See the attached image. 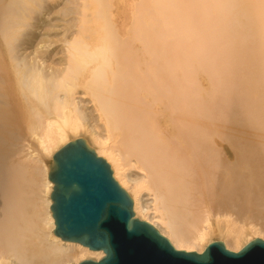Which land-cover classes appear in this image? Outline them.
Wrapping results in <instances>:
<instances>
[{"label": "bare ground", "instance_id": "bare-ground-1", "mask_svg": "<svg viewBox=\"0 0 264 264\" xmlns=\"http://www.w3.org/2000/svg\"><path fill=\"white\" fill-rule=\"evenodd\" d=\"M63 1L0 0V264L104 257L54 231L53 155L76 138L108 161L133 216L177 249L264 239V0ZM228 50L240 53L232 65L259 140L218 120L216 86L198 78L200 57Z\"/></svg>", "mask_w": 264, "mask_h": 264}, {"label": "water", "instance_id": "water-1", "mask_svg": "<svg viewBox=\"0 0 264 264\" xmlns=\"http://www.w3.org/2000/svg\"><path fill=\"white\" fill-rule=\"evenodd\" d=\"M53 159L49 179L54 183L50 209L55 234L105 252L99 260L77 264H264L261 237L238 251L220 240L202 252L177 249L151 223L133 216V200L113 177L110 164L82 138L63 145Z\"/></svg>", "mask_w": 264, "mask_h": 264}, {"label": "rangeland", "instance_id": "rangeland-1", "mask_svg": "<svg viewBox=\"0 0 264 264\" xmlns=\"http://www.w3.org/2000/svg\"><path fill=\"white\" fill-rule=\"evenodd\" d=\"M64 3V1L63 0H59V3L61 4V3ZM62 3V4H63ZM61 4V5H62ZM61 5L59 6V7H61ZM53 12V11H52ZM56 15V13L55 12H53V13H51L50 14V17L48 18V20L49 19H54V20H51V22L52 23H55V24H60V22H58V20H56L55 19V17H53V16H55ZM77 14H75V16H76ZM77 17V16H76ZM50 21V20H49ZM47 28V27H46ZM237 28H238V25H235V26H233V28H232V30L230 31V34H228L229 33V31L228 32H226V36H224L223 35V39H225V37L227 38V39H229L230 37H231V35L234 33V31H236L237 30ZM57 30L60 32L61 31V28L60 27H58L57 28ZM232 33V34H231ZM61 35V34H60ZM59 35V36H60ZM55 38H57V37H55ZM60 47H62V46H60ZM216 51H217V49H216ZM225 52H227V51H225ZM228 52H229V54L228 53H225L224 55H222V56H220V58L218 57V58H212V59H206V58H204V57H200L199 58V61L198 60H195V59H193L192 61H191V64L194 66L195 64H196V62L198 61L200 64H199V71L200 72H202V75H201V77H200V75L198 76V78L200 79V82H201V84H204V85H208V84H211V82H209L210 80L212 81V83L214 84L213 85V87L214 86H216V87H214L217 91H215V92H219L220 91V97H219V93L217 94V93H214L213 94V97L214 96H217L215 99L214 98H212V102L211 103H214V105H216V106H214L213 107V109L215 110V108H216V110H215V112L216 113H218V115H217V118H218V120L219 121H225V120H233V119H235L233 122H234V128H237V129H239V130H242V128L238 125V124H242L241 126H245V124L247 125L246 127L247 128H245V130L247 131V132H249V135L253 138V139H255V140H259V137H257V135H256V133H255V129L254 128H251V127H249L248 125L250 124V122L252 121V124H253V120H252V108L250 107V96L248 95V93H247V89L245 90V88H247V84H248V81H245V84L242 82V77L241 76H243L244 77V73H245V71H244V69H239L238 70V68L236 67H234L232 64H238L239 63V60L241 59V56H240V53H238V52H234V50L232 51L231 50V52H230V50H228ZM62 52H60L59 54H60V57H62L61 54ZM227 54V55H226ZM230 54H233L231 57V59L230 60H232V61H229V59H228V57H226L225 58V56H229ZM205 55V54H204ZM218 59V60H217ZM227 59H228V61H227ZM216 60V62H214ZM225 60V61H224ZM221 61V62H220ZM202 62L204 63V64H202ZM226 63V62H229V63H231V64H229L230 66L232 65L233 66V68L231 67V68H229L228 66V68L229 69H226L227 71L228 70H231V71H229L230 72V74L228 75L227 74V72H225L226 70H225V68H227V67H224V69H222V65L224 66V64H222V63ZM194 63V64H193ZM213 64V65H212ZM218 64H220L219 66H217V68L218 69H215L214 71L213 70H210V69H213V68H216V65H218ZM228 64H226V65H228ZM57 67H62L63 65H61V64H55ZM213 66V68H212V66ZM214 65H215V67H214ZM220 66H221V68H220ZM236 69V71H235V69ZM205 69V70H204ZM232 69H234V70H232ZM206 70H207V72H206ZM210 70V71H209ZM216 70H217V72L219 71L220 72V75H219V72L217 73L216 72ZM221 70H223V71H221ZM235 71V72H234ZM238 71V72H237ZM210 72H211V74H210ZM244 72V73H243ZM217 73V74H216ZM204 74V75H203ZM212 74L214 75V76H212ZM215 74H216V76H215ZM221 74H222V76H221ZM224 74V75H223ZM240 74V75H239ZM242 74H244V75H242ZM218 75V76H217ZM226 75V76H225ZM241 77V79H240V77ZM260 76V75H259ZM208 77V78H207ZM209 77H212V78H209ZM215 77V78H214ZM220 77V78H219ZM223 79H222V78ZM224 77H226V78H224ZM210 79V80H209ZM220 79H222V80H220ZM228 79H231V80H228ZM209 80V81H208ZM217 80V81H216ZM226 80V81H225ZM227 80H228V82H227ZM233 80V81H232ZM205 82V83H204ZM219 82H220V85H219ZM224 82H226V83H224ZM230 82V83H229ZM232 82H233V84H232ZM236 82V83H235ZM222 83H223V85H224V87H222ZM228 83H229V87H232L231 88V90L229 89V87H227L228 86ZM218 84V85H217ZM232 84V85H231ZM231 85V86H230ZM219 86H221L220 87V89L223 91L224 89L226 90L227 89V91L229 90V95H225L226 94V92L227 91H223V94H222V91L220 90V89H218L217 87H219ZM246 86V87H245ZM241 87L243 88V89H241ZM219 90V91H218ZM228 94V93H227ZM240 94V96H237V95H239ZM225 96H228V99H230V100H228L227 101V97H225ZM222 97V98H221ZM224 97H225V99H226V102H225V100H223L224 99ZM240 98V99H238V98ZM219 98V99H218ZM208 99H210V98H208ZM217 99V100H216ZM221 99H222V101H221ZM242 102H240V101ZM216 101H217V103H216ZM245 101H247V104H249L248 106H246L247 104H246V102ZM222 102H225L224 104H221ZM216 103V104H215ZM220 104V105H219ZM231 104V105H230ZM240 104H241V106H240ZM217 105L219 106V107H217ZM223 105V106H222ZM228 106V108H229V111L227 110L228 108H227V106ZM230 106V107H229ZM246 106V109H244L245 110V112H248V114H246L245 112H244V110L243 109H241V108H243V107H245ZM223 108V110L221 109V108ZM239 107H240V110H239ZM248 107V108H247ZM217 108H218V110H217ZM222 110V113H221V110ZM226 108V109H225ZM238 108V109H237ZM230 109H231V111H230ZM219 110H220V116H221V114H223L222 115V117H219ZM224 110H226V111H224ZM243 112H242V111ZM218 111V112H217ZM232 111H236V113H239V114H236L237 116H233V114H235V113H233V114H230V112L232 113ZM240 111V112H239ZM251 111V112H250ZM225 112V113H224ZM226 113L228 114V117L230 116H233V117H231L232 119H230V117L228 118V119H225V118H227V115H226ZM241 113H245V114H243V116H242V114ZM250 113V114H249ZM225 114V115H224ZM240 117H239V116ZM247 115V116H246ZM223 116H226L224 119H223ZM241 116H242V118H241ZM244 116H246V117H244ZM236 117H239V119H242L241 120V122H240V120L238 119V121H237V119H236ZM249 117V118H248ZM251 117V118H250ZM222 118V119H221ZM249 119V121H247L248 119ZM221 119V120H220ZM244 119H246L245 121H244ZM256 119V118H255ZM243 122V123H242ZM244 122H246V123H244ZM99 124V130L101 131V133L103 134V135H105L106 134V131H105V128H104V125H103V123H101V122H98ZM236 123H238V124H236ZM221 129H223V127H221ZM38 151V150H37ZM259 151H261V153H259V155L262 157V158H264V153L262 152L263 150H262V148H261V150H259ZM39 152V151H38ZM39 154H40V156H43V153L41 152H39ZM98 156H100V155H98ZM101 157H103V156H101ZM103 158H105V157H103ZM106 160V159H105ZM107 161V160H106ZM108 162V161H107ZM51 169V168H50ZM113 177H114V175H113ZM121 186V185H120ZM256 197V196H255ZM254 196H253V199L254 200H257V198H255ZM150 198V197H149ZM257 202H258V204H259V200H257ZM256 201H255V204L253 205V208H252V210H253V212H252V214H253V216H254V214L257 216V218L260 216V215H263V213L262 214H259L260 212H261V210H263L264 211V205L262 206V208L263 209H261V205L259 204H256L257 203ZM255 205L257 206L258 205V207L261 209V210H258L257 209V207L255 208ZM255 209V210H254ZM262 211V212H263ZM261 217H263L264 218V216H261ZM259 219H260V221H261V218L259 217ZM258 219V220H259ZM260 221H258L259 223H260ZM213 223H215V220H213ZM259 237H261V236H259ZM262 238V237H261Z\"/></svg>", "mask_w": 264, "mask_h": 264}]
</instances>
